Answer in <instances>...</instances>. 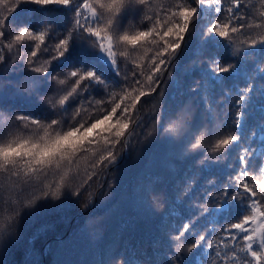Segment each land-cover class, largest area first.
<instances>
[{"label": "snow or ice", "instance_id": "obj_1", "mask_svg": "<svg viewBox=\"0 0 264 264\" xmlns=\"http://www.w3.org/2000/svg\"><path fill=\"white\" fill-rule=\"evenodd\" d=\"M156 144L184 165L131 190L159 264H264V0H0V246L43 210L103 227Z\"/></svg>", "mask_w": 264, "mask_h": 264}, {"label": "trees", "instance_id": "obj_2", "mask_svg": "<svg viewBox=\"0 0 264 264\" xmlns=\"http://www.w3.org/2000/svg\"><path fill=\"white\" fill-rule=\"evenodd\" d=\"M176 154L174 146L163 144L146 149L139 159L133 152L122 167L119 186L109 204L89 209L103 216V227L90 224L87 213H81L79 208L59 210L60 218H52L50 210H43L38 217L24 222L22 244L7 250L0 246V264H106L117 251L127 252L134 264H159L161 252L154 241L162 208L154 206L155 216L131 190L145 168L149 178L157 175L166 181L173 169L183 170Z\"/></svg>", "mask_w": 264, "mask_h": 264}]
</instances>
